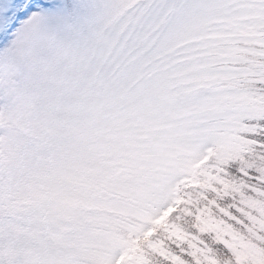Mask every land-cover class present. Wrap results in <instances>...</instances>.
Listing matches in <instances>:
<instances>
[{"label": "snow or ice", "instance_id": "obj_1", "mask_svg": "<svg viewBox=\"0 0 264 264\" xmlns=\"http://www.w3.org/2000/svg\"><path fill=\"white\" fill-rule=\"evenodd\" d=\"M0 264H264V0H0Z\"/></svg>", "mask_w": 264, "mask_h": 264}]
</instances>
